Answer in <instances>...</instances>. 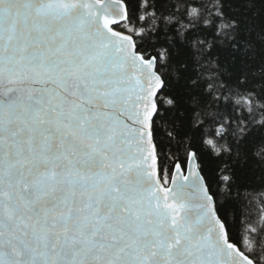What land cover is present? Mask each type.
<instances>
[{
  "label": "snow or ice",
  "instance_id": "1",
  "mask_svg": "<svg viewBox=\"0 0 264 264\" xmlns=\"http://www.w3.org/2000/svg\"><path fill=\"white\" fill-rule=\"evenodd\" d=\"M0 264H264V0H0Z\"/></svg>",
  "mask_w": 264,
  "mask_h": 264
},
{
  "label": "trees",
  "instance_id": "2",
  "mask_svg": "<svg viewBox=\"0 0 264 264\" xmlns=\"http://www.w3.org/2000/svg\"><path fill=\"white\" fill-rule=\"evenodd\" d=\"M206 164H208L209 167H211V164L210 162L206 161ZM258 203V202H257Z\"/></svg>",
  "mask_w": 264,
  "mask_h": 264
}]
</instances>
